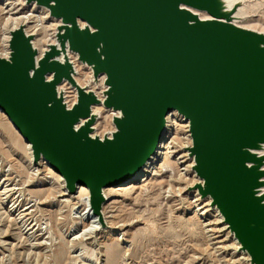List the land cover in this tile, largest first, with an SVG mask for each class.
<instances>
[{"label":"water","instance_id":"water-1","mask_svg":"<svg viewBox=\"0 0 264 264\" xmlns=\"http://www.w3.org/2000/svg\"><path fill=\"white\" fill-rule=\"evenodd\" d=\"M32 3L59 21L53 42L40 50L21 23L0 55V111L32 162L46 161L68 194L87 187L106 228L104 189L145 166L175 111L197 178L188 190L209 198L248 264H264V31L238 24L244 0H24ZM76 63L95 83L102 77L99 92L76 80ZM99 105L112 112L102 135Z\"/></svg>","mask_w":264,"mask_h":264},{"label":"rangeland","instance_id":"rangeland-1","mask_svg":"<svg viewBox=\"0 0 264 264\" xmlns=\"http://www.w3.org/2000/svg\"><path fill=\"white\" fill-rule=\"evenodd\" d=\"M235 14L242 17L238 24L264 31V0H244ZM58 22L33 3L0 0V55L5 56L13 26L25 23L42 50L53 42ZM76 71L81 85L103 88L102 77L95 83L87 66L76 63ZM63 86L71 103L74 90ZM93 110L99 113L94 132L112 130V112L100 105ZM182 123L172 130L171 148L153 176L104 190L107 227L100 229L84 194H68L56 173L41 161L34 164L0 113V264H248L208 197L188 190L197 178L184 149L190 139Z\"/></svg>","mask_w":264,"mask_h":264},{"label":"bare ground","instance_id":"bare-ground-1","mask_svg":"<svg viewBox=\"0 0 264 264\" xmlns=\"http://www.w3.org/2000/svg\"><path fill=\"white\" fill-rule=\"evenodd\" d=\"M9 17V16H8ZM12 18V17H11ZM8 19V18H7ZM13 20L16 19V18H12ZM9 22V21H8ZM5 23V22H4ZM16 23V22H15ZM14 24V23H13ZM15 26H13L14 28ZM11 29V28H10ZM9 30V29H8ZM9 32V31H7ZM5 34V33H4ZM9 36V35H8ZM9 38V37H8ZM3 39V38H2ZM5 41V40H4ZM3 41V42H4ZM8 42V41H7ZM5 42V43H7ZM3 43V44H5ZM34 44V43H33ZM6 45V44H5ZM8 46V44H7ZM4 47V46H3ZM5 48V47H4ZM3 48V49H4ZM5 51V50H4ZM8 53V47H7V51L5 52V55H7ZM3 55V54H2ZM89 68V67H88ZM1 114H3L1 111H0ZM3 116L6 118V116L3 114ZM168 117V121H167V124H166V131H165V134L163 135V138L158 146V149H156L155 153L151 156V158L149 159V161H147V163L145 164V166L128 182H126L125 184H123L122 186L124 185H129V186H133L134 184H136L137 182H142L144 181L145 179H148L149 177L153 176L155 174V172H157V168H158V164L159 162L162 160L163 158V155L166 154L168 148H171L169 146L170 142L172 143L173 141H170V135H171V132L172 130L174 129L175 125L177 123L180 124V121L182 124H184L186 127H187V121L184 120V118H182L180 115H178L175 111H172L169 115H167ZM7 119V118H6ZM13 127V126H12ZM14 129V127H13ZM16 131V130H15ZM167 131H170L169 134L166 135V132ZM17 132V131H16ZM174 132V131H173ZM18 133V132H17ZM188 133V132H187ZM188 135V134H187ZM20 136V135H19ZM172 136V135H171ZM189 137V135H188ZM20 138L22 139V141L25 143V146L27 147V150H29V153H30V148H29V145L24 141V139L20 136ZM190 139V138H189ZM31 154V153H30ZM168 154V153H167ZM170 154V152H169ZM192 159V158H191ZM42 164H44L45 166H47V163L46 161L44 160H40ZM181 162V161H180ZM182 163V162H181ZM48 167V166H47ZM184 169V168H183ZM186 169V168H185ZM54 172V171H53ZM55 173V172H54ZM57 174V173H56ZM58 175V174H57ZM59 176V175H58ZM59 179L61 181V183L63 184V181L61 179V177L59 176ZM63 186V185H62ZM110 188H114V187H109V188H106V189H110ZM104 189V190H106ZM66 191V190H65ZM77 195H80V194H84V201L89 205L88 203V188L87 187H84V186H80L77 188V191H76ZM104 195L107 197L105 191H103ZM209 200V198H208ZM87 206V205H86ZM88 208V207H87ZM214 208V207H213ZM89 209V208H88ZM92 212V211H91ZM91 218V217H90ZM96 219V218H95ZM220 220V219H219ZM221 221V220H220Z\"/></svg>","mask_w":264,"mask_h":264},{"label":"built area","instance_id":"built-area-1","mask_svg":"<svg viewBox=\"0 0 264 264\" xmlns=\"http://www.w3.org/2000/svg\"><path fill=\"white\" fill-rule=\"evenodd\" d=\"M169 114H170V113H169ZM169 114H168V115H169ZM167 119H168V117H166V124H167V121H168ZM165 127H166V126H165ZM186 129H187V128H186ZM165 131H166V128H165ZM165 131H164V134H165ZM169 133H170V131H167V132H166V135L169 134ZM189 144H190V142H189ZM189 144H185V146H186V145H189Z\"/></svg>","mask_w":264,"mask_h":264}]
</instances>
